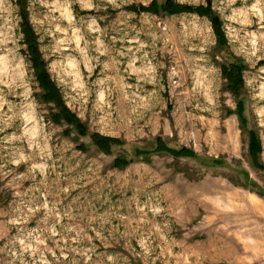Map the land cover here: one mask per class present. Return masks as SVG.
<instances>
[{
  "label": "rangeland",
  "instance_id": "1",
  "mask_svg": "<svg viewBox=\"0 0 264 264\" xmlns=\"http://www.w3.org/2000/svg\"><path fill=\"white\" fill-rule=\"evenodd\" d=\"M151 2L0 0V264H264V0H211L223 47L208 16L130 8ZM24 12L85 134L53 120Z\"/></svg>",
  "mask_w": 264,
  "mask_h": 264
},
{
  "label": "trees",
  "instance_id": "2",
  "mask_svg": "<svg viewBox=\"0 0 264 264\" xmlns=\"http://www.w3.org/2000/svg\"><path fill=\"white\" fill-rule=\"evenodd\" d=\"M130 8L137 12L148 11L153 12L155 14L161 12H166L168 14H177L181 12H196L200 15L208 16L211 19L213 29L216 33L218 45H220L221 47L227 45V39L222 30L221 19L214 12L211 0H207L206 5L198 6L183 4L178 2L177 0H164L163 2H160L159 0H152V2L148 5H134ZM21 31L24 34V42H26L31 54L32 66L35 70L36 79L39 81L41 87L44 88L43 98L47 101H53L59 109L56 114L52 115L53 120L55 122L65 120L69 123H74L79 129V131L82 134H85L86 129L84 124L64 102L59 87L51 79V76L48 70L46 69V62L44 61L41 55L36 33L25 12L22 14ZM224 76L225 78H227L228 88L235 94L239 93V90L244 85L243 71L241 65L232 63L228 67H224ZM92 138L94 142L99 146V148L107 153L111 151L112 144L120 143L119 138L106 136L98 132L93 133ZM158 148L160 150H166L176 157L194 155V152L192 150L185 147L181 149L169 148L161 140H159ZM260 151V141L258 140L256 133L254 131H251L249 152L250 156L254 161H257ZM128 163H130V160L124 157H117L115 159V165L119 167H123Z\"/></svg>",
  "mask_w": 264,
  "mask_h": 264
}]
</instances>
